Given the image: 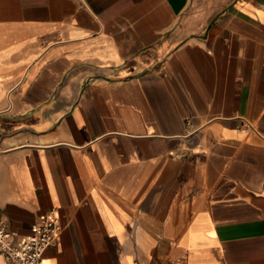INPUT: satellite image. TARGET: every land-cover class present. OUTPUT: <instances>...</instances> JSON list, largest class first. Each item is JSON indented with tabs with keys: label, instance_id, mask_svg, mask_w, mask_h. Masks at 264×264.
Returning a JSON list of instances; mask_svg holds the SVG:
<instances>
[{
	"label": "crops",
	"instance_id": "0c3cea01",
	"mask_svg": "<svg viewBox=\"0 0 264 264\" xmlns=\"http://www.w3.org/2000/svg\"><path fill=\"white\" fill-rule=\"evenodd\" d=\"M49 210L41 264H264V0H0V220Z\"/></svg>",
	"mask_w": 264,
	"mask_h": 264
},
{
	"label": "built area",
	"instance_id": "2783aa9c",
	"mask_svg": "<svg viewBox=\"0 0 264 264\" xmlns=\"http://www.w3.org/2000/svg\"><path fill=\"white\" fill-rule=\"evenodd\" d=\"M31 227V232L16 242L13 232L0 220V253L8 264H41V254L56 243L61 223L57 214L49 210Z\"/></svg>",
	"mask_w": 264,
	"mask_h": 264
}]
</instances>
